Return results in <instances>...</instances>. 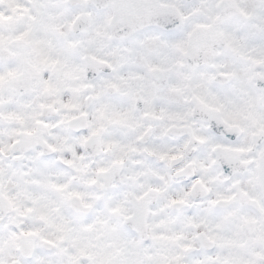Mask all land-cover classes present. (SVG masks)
<instances>
[{
  "label": "clouds",
  "instance_id": "obj_1",
  "mask_svg": "<svg viewBox=\"0 0 264 264\" xmlns=\"http://www.w3.org/2000/svg\"><path fill=\"white\" fill-rule=\"evenodd\" d=\"M0 264H264V0H0Z\"/></svg>",
  "mask_w": 264,
  "mask_h": 264
}]
</instances>
